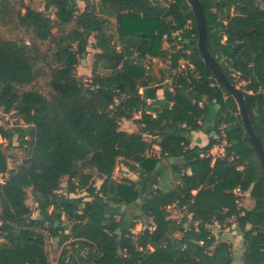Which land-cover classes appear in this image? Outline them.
Listing matches in <instances>:
<instances>
[{
	"label": "trees",
	"instance_id": "obj_1",
	"mask_svg": "<svg viewBox=\"0 0 264 264\" xmlns=\"http://www.w3.org/2000/svg\"><path fill=\"white\" fill-rule=\"evenodd\" d=\"M198 1L207 49L241 91L264 147V0ZM50 6L54 18L28 6L17 14L32 34L30 45L0 37V119L14 112L26 125L0 124L7 145L17 136L26 148L21 163L9 168L0 143V175L6 174L0 264H50L46 235L73 250L64 249L57 264H231L230 243L210 227L232 223L244 247L241 264H264V173L236 103L201 56L189 2L99 0L81 12L72 0H50ZM73 21L74 28L54 36V28L63 31ZM90 37L94 63L85 82L75 70ZM45 40L54 43L49 96L24 89L45 74L39 64L47 60L36 43ZM153 57L168 61L158 76ZM123 119L136 130H121ZM194 131L208 135L204 146L191 145ZM215 147L221 148L217 155ZM118 160L139 180L114 179ZM163 160L176 180L168 189L156 185ZM147 177L150 186L142 182ZM28 188L40 217H32L25 202ZM77 191L94 200L111 196L131 209L139 200L141 215L132 214L129 227H122V215L96 211L85 196L69 197ZM246 192L251 208L240 203ZM172 206L184 211L179 222L170 217ZM144 217L149 224L132 232Z\"/></svg>",
	"mask_w": 264,
	"mask_h": 264
},
{
	"label": "rangeland",
	"instance_id": "obj_2",
	"mask_svg": "<svg viewBox=\"0 0 264 264\" xmlns=\"http://www.w3.org/2000/svg\"><path fill=\"white\" fill-rule=\"evenodd\" d=\"M50 0H0V37L3 39H10L15 41H24L27 45H30L33 42L32 34L28 29L18 23L17 14L24 13L25 7L28 6L30 8L44 11L48 14L51 18H54V11L53 7L46 8V5L49 3ZM74 4L78 7V12L83 11L86 7L89 8L91 5L97 6L99 0H72ZM110 24V32L115 37V42L117 43L116 39V24L114 23V19L111 20ZM76 26L75 22H71L63 27V31H58L56 28L52 30L54 36H59L60 34L69 31L70 29ZM41 50V53L46 57V62H41L39 65H42L45 69V74L38 77L35 82L30 85L24 87V89H35L42 93L45 96H49L50 94V87L48 85V81L50 78L49 70L47 67L52 65L51 62V53L54 49V43L52 40H45L43 42L37 41L36 42ZM94 43L93 37L89 38V45L87 47V53L84 54L80 59L76 66L75 76L81 81H88L92 76V66L94 63V53L95 50L91 46ZM168 44L163 41L162 48H167ZM148 59V57H147ZM146 59V60H147ZM151 61V65L153 67L154 73L158 76V71L160 68H166L168 65L167 62H163L158 58H149ZM145 60V62H146ZM51 62V63H50ZM147 63V62H146ZM179 64L182 66L184 64L183 60L179 61ZM147 65V64H146ZM97 71H100L99 69ZM238 87V86H236ZM140 113H136L134 117H139ZM0 124H2L6 128L20 126L25 127L26 125L22 122V120L16 115L14 112L2 114L0 119ZM120 128L124 131H134L136 130V126L131 122V120H121L120 121ZM204 133V132H203ZM193 139V134H192ZM192 142V140H191ZM0 143L2 145L4 154L7 156V162L9 168H15L17 165L21 163V161L26 157V148L25 145L20 146L18 144L17 136H14L12 139V144L7 145L5 140H2L0 137ZM156 149V148H155ZM213 155L219 154V151L213 148L212 150ZM169 161L163 160L160 163V169L157 174V184L163 186V184H167L170 182L174 185L176 180L172 178V174L170 173V168L168 167ZM113 178L116 180H121L122 178H130L133 180H139L137 174L129 171L127 167L124 165L123 160H118L113 174ZM6 174L0 175V182L4 180ZM143 180V179H142ZM95 185L98 187L100 181L94 177ZM143 183H147L148 186L151 185L152 180L150 177H147L142 181ZM172 185V186H173ZM65 178L62 180V190H65ZM85 192L77 191L75 194H69V197L77 198L81 196H85ZM240 203L242 206L246 208H251L253 205V198L246 192L241 194ZM85 200L92 201L95 205V209L101 213H117V215H122V227L126 226L129 227V224L132 219V214L141 215V209L139 200L133 205V209L130 207L123 206L118 202H115L114 198L108 196L106 198H102L100 200H94L92 197L85 196ZM26 204L31 208L32 217H40V212L36 209V203L32 199L31 191L27 189V199ZM51 212L52 210L50 208ZM38 212V213H37ZM35 216H34V215ZM169 214L172 219L176 222H179L182 218H184L185 214L184 211L178 209L177 207H169ZM187 221L184 223L185 227H188L192 222H190L189 216H186ZM64 221V219L62 220ZM232 223V221H230ZM149 224V220L144 217V219H136L135 226L132 232H138L140 229L145 227ZM62 227L68 230L69 226L65 225L64 222L60 224ZM211 230L218 236V240H224L231 245L232 257H233V264H241L242 262V252L244 250L242 238L239 235L236 226L232 223L230 226L220 227L218 224H214L211 227ZM46 228H42V231L45 232ZM66 230V231H67ZM235 231V232H234ZM45 248L47 250L48 259L50 264H57L60 258V254L64 249L68 250V254L73 253L72 249L69 247L68 244H58L56 239L50 238L46 235L45 238ZM82 255V252H81ZM78 259V257H77Z\"/></svg>",
	"mask_w": 264,
	"mask_h": 264
},
{
	"label": "water",
	"instance_id": "obj_3",
	"mask_svg": "<svg viewBox=\"0 0 264 264\" xmlns=\"http://www.w3.org/2000/svg\"><path fill=\"white\" fill-rule=\"evenodd\" d=\"M187 1L191 6V11L196 24V28L198 32L197 46L201 53V56L206 62V64L209 66V68L212 70L216 78V81L219 84H221L222 87L224 88L226 96L231 97L233 101L236 103L240 121L243 125L244 130L248 135V139L255 151V154L258 158V161L264 173V147L261 144L259 137L256 135L252 127L251 121L249 119V109L243 100L242 93L238 89V87L233 85L228 80L221 66L217 63L216 59L213 56H211V54L207 49L206 23H205L204 12L200 2L198 0H187Z\"/></svg>",
	"mask_w": 264,
	"mask_h": 264
},
{
	"label": "crops",
	"instance_id": "obj_4",
	"mask_svg": "<svg viewBox=\"0 0 264 264\" xmlns=\"http://www.w3.org/2000/svg\"><path fill=\"white\" fill-rule=\"evenodd\" d=\"M157 97L159 98V99H162L163 98V92H162V89H160V90H158L157 91ZM128 132H130V131H128ZM192 134H193V139H192V143H191V145H198V146H200V147H202V146H204L206 143H207V141H208V135L207 134H205V133H203L202 131H194V132H192ZM157 148V147H156ZM215 149L216 150H218V151H221V148L220 147H215ZM100 182H101V180H99ZM176 183V182H175ZM172 183L170 184V182H168L167 184H163V186H161V187H163V188H165V189H168V188H171L172 187ZM160 186V185H159ZM85 199V198H84ZM86 201H89V200H86ZM94 207H95V205L93 204V202L92 201H89ZM172 207H174V206H172ZM179 209V208H178ZM38 213V212H37ZM34 215V214H33ZM35 216V215H34ZM63 217L64 216H62V219H63ZM34 218H36V217H34ZM213 232V231H212ZM235 232V231H234ZM214 233V232H213ZM215 234V233H214ZM173 235H178V233L177 232H174V234ZM215 236H216V238L218 239V236L215 234ZM222 241H224V240H222ZM234 261V260H233ZM233 261H232V263L231 264H233Z\"/></svg>",
	"mask_w": 264,
	"mask_h": 264
},
{
	"label": "built area",
	"instance_id": "obj_5",
	"mask_svg": "<svg viewBox=\"0 0 264 264\" xmlns=\"http://www.w3.org/2000/svg\"><path fill=\"white\" fill-rule=\"evenodd\" d=\"M44 225H48V223L47 222H45V224Z\"/></svg>",
	"mask_w": 264,
	"mask_h": 264
}]
</instances>
